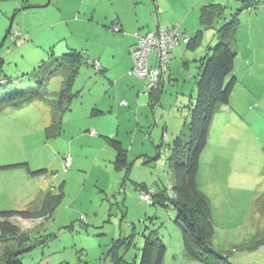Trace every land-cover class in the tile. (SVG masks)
<instances>
[{
  "label": "rangeland",
  "instance_id": "obj_1",
  "mask_svg": "<svg viewBox=\"0 0 264 264\" xmlns=\"http://www.w3.org/2000/svg\"><path fill=\"white\" fill-rule=\"evenodd\" d=\"M55 1L44 6L47 0H0V55L5 59L3 73L11 78L10 84L0 86V211L39 209L46 194L55 199L61 196L47 217L11 219L28 232L30 244L47 241L23 255L24 264H139L145 240L154 232L167 247L163 264H202L184 250L183 235L175 223L176 209L167 202H147L137 186L145 183L153 192L164 191L168 199L173 198L175 172L167 148L188 133L196 81H192L191 97V80L185 84L186 96L177 111L163 113L164 119L170 117L169 132L174 136L167 142L162 132L155 133L154 128L161 129L164 120L156 125L152 116L150 126L142 132L143 142L137 138L132 151L130 144L125 145L130 170L115 169L114 149L91 127L95 117L83 116L94 101L108 94L104 79H91L97 74L93 62L102 50L104 35L95 37L91 27L71 19L73 0L61 8V1ZM221 1L227 7L222 24L235 18L239 23L238 52L236 43L231 46L237 53L233 74L239 84L230 102L216 107L201 157L198 186L210 204L211 247L228 255L233 264H264V205L256 202L264 192V114L258 113L255 105L264 94V0H255L247 6L249 10L238 15L240 0ZM27 6L32 7L15 12ZM81 19L84 17L79 14L77 20ZM212 33V29L207 31L204 50ZM72 48L83 53L72 88V109L64 115L63 132L51 137L46 129L61 115L57 101L70 72L62 68L48 75V71L66 66L58 64L57 57ZM18 90L26 92L27 103L15 106L17 97L4 100ZM130 124L136 126V120L121 114L114 126L120 125L124 136ZM146 134L153 135L146 139ZM22 163L31 171H46L35 176L26 166L6 167ZM3 244L0 239V253Z\"/></svg>",
  "mask_w": 264,
  "mask_h": 264
},
{
  "label": "trees",
  "instance_id": "obj_2",
  "mask_svg": "<svg viewBox=\"0 0 264 264\" xmlns=\"http://www.w3.org/2000/svg\"><path fill=\"white\" fill-rule=\"evenodd\" d=\"M240 1L242 6L237 10V15L244 12L245 9L249 10L248 8L255 0ZM248 5L249 7H247ZM27 7V9H29L32 6ZM226 9L227 7L224 4L218 2H210L203 5L200 9L201 27L192 37H190L187 32L181 30L180 24L177 23L179 24V30L189 37L188 42L181 41L179 45L186 43L191 48L201 45L204 31L210 29L216 30L217 43L214 46H209V53L200 60V71L198 75H196L197 95L191 108V122L188 127V133H186L187 139L186 137L185 139L178 137L174 140L172 147L167 148V152L169 151L170 153L169 159L174 164L175 172V183L172 186L174 190L173 198L168 199L164 191L160 193L153 192L150 188L146 187L147 185L145 183H141L143 185H137L139 188H142L144 193H149L152 196L151 203L157 201L164 205H172L176 209L178 217L175 223L182 232L184 250L190 258L202 264H233L228 255L218 252L211 247L210 239L213 235L214 228L211 220L210 204L207 197L198 186L201 154L208 143V134L216 107L219 104H228L235 88L239 84L238 77L233 74L237 61V53L231 47L232 42L236 38L239 23L236 18L225 24L221 23L225 18ZM21 10L26 9H18L15 12L17 13ZM169 25L175 26L176 24ZM115 27H119L120 30L116 31L114 29ZM109 29L111 32L122 31L118 24L110 25ZM9 33L10 31L8 34ZM57 58L58 64H65L66 66L50 69L48 75H53L62 68L70 73L64 81L65 85L57 101V105L61 110V115L57 121L53 119V124L46 129L47 134L50 133L51 137L61 134L64 130L63 118L65 113L72 109V101L75 95V93H72V88L83 62L81 51L74 48ZM4 64L5 59L0 55V86L10 84L11 82V78L3 73ZM94 65L96 67V61ZM132 68L133 65L129 70L130 75L132 74ZM97 70L101 71L102 68ZM169 71L170 67L162 74L160 81H158L153 88H149L148 84L146 85L150 94L151 109H155L159 104L160 96L164 93L162 78L163 75ZM139 79L144 78L139 77ZM174 82V80L169 81V83L172 84H175ZM39 83L43 82L38 81V84ZM76 93L78 94L79 92ZM15 97L19 100L15 102V106L19 104L23 105L22 103L26 102L28 99L26 98V92L18 90L15 94L6 96L4 100L14 99ZM32 99L34 98L32 97ZM121 103L122 105H127V102L126 104H123V101ZM95 113H99V111L95 110ZM166 131L167 130H164L162 138L168 142L170 136ZM183 132L184 131H182V134ZM105 138L115 151V159L113 161L115 169H126L129 171L130 162L128 149L124 147L121 140L115 137ZM262 148L264 152V141ZM68 159L69 158L65 160V163H67ZM20 166H26L29 173L35 176L46 171V169L31 171L27 163L13 164L6 167L12 168ZM60 197L61 196L58 195L55 199L50 193L46 194L44 199H42L39 209H10L0 211V239L4 243L0 253V264H24L22 260L23 255L32 251L37 246L43 247L47 244L46 240H41L36 244H30L28 242V232H24L23 229L11 219L13 217H21L25 220H35L47 217L54 212V208L56 204H58ZM256 202L257 206L264 205V192L257 198ZM166 253L167 247L158 237L157 232L151 233L145 240L139 264H163Z\"/></svg>",
  "mask_w": 264,
  "mask_h": 264
},
{
  "label": "crops",
  "instance_id": "obj_3",
  "mask_svg": "<svg viewBox=\"0 0 264 264\" xmlns=\"http://www.w3.org/2000/svg\"><path fill=\"white\" fill-rule=\"evenodd\" d=\"M59 1H61L59 4L61 8L64 3H68L71 0H56V4ZM73 2L75 11L71 19L87 27H91L94 33H92V35L95 37H98L100 34L104 35V42L101 45L102 50L96 53L98 57L94 59L96 62L100 63L102 70L98 71L94 65L97 74H92L91 79H104L108 84V94L101 100L94 101L91 104L92 109L86 111L83 115L85 117H95V124H91V127L96 128L99 136L104 138L115 137L121 140L124 147L126 144H130L131 147L129 149L131 151L135 148L137 138H140L141 143L143 142L142 132H145V126H150L152 116L156 125L161 124L164 120V126H162L161 129L159 126L156 130L154 128L153 131H155V133L161 135L162 132L163 135L164 130H167L166 132L170 137L174 136L169 132V128L171 127L170 117L167 116L166 119H164L163 113L171 115L174 111L178 110L179 104L183 103V99L186 96L187 91L184 86L189 79L191 80V89L189 92L190 97L192 96V91L194 90L192 81H196V75H198L200 71V60L209 53V46L217 42L216 32L212 29L213 33L209 37V39L211 38V43H207V50L203 48L204 38L207 31L210 30L204 31L201 45L191 48L188 44L182 43L171 51L170 71L164 74L162 78L164 93L160 96L159 104L155 109H151L150 94L146 87L148 84L147 81L139 78H131L132 76L128 74V71L133 65L131 51L137 42L136 33L146 34L155 30L157 25L179 23L181 30L187 32L190 37H192L201 27V7L210 2L222 3V1L73 0ZM51 3L52 0L50 4ZM79 14H82L84 19L77 20L79 19ZM112 24H118L122 31L111 32L109 26ZM233 43L237 44L236 51L238 52L237 38L232 42V45ZM116 60L120 63V68L114 69V66L117 64ZM156 61V57L152 54L151 64H155ZM94 63L95 61L93 64ZM197 65H199L198 69L196 67ZM252 70H254V68H252ZM170 80H174L175 84L169 83ZM113 83L115 84L113 85ZM118 98H126V100L123 99L118 101ZM122 101H126L127 105H122ZM255 105L258 106L256 107L258 113L262 112L264 114V94L257 99ZM95 110H98L99 113H95ZM121 114H124L129 119L136 120V126L135 124H130V128L126 129L128 131L124 133V136L121 134L120 125L114 126V124H117V119ZM251 114L258 117L255 112ZM102 116H105L104 120L101 119ZM112 118H115L116 121L112 122ZM129 132L133 134L131 137L129 136ZM152 135L153 134H146V139H149V136L151 137ZM262 139L264 140V135ZM202 155L203 152L201 157ZM262 157L264 158L263 148ZM98 158H100V155ZM230 160L231 166L234 167L236 154H233Z\"/></svg>",
  "mask_w": 264,
  "mask_h": 264
},
{
  "label": "built area",
  "instance_id": "obj_4",
  "mask_svg": "<svg viewBox=\"0 0 264 264\" xmlns=\"http://www.w3.org/2000/svg\"><path fill=\"white\" fill-rule=\"evenodd\" d=\"M119 31V27L114 28ZM137 43L131 52L133 59V68L131 73L144 78L148 81V87L153 88L162 74L170 67L169 53L170 50L178 46L181 41L188 42L189 37L179 30V24L175 26H160L158 30L146 34L136 33ZM154 54L157 61L151 64V55ZM97 69H100V63L96 62ZM126 104V101H123ZM70 164V158L66 165ZM141 198L147 202H152V196L149 193L142 192Z\"/></svg>",
  "mask_w": 264,
  "mask_h": 264
},
{
  "label": "water",
  "instance_id": "obj_5",
  "mask_svg": "<svg viewBox=\"0 0 264 264\" xmlns=\"http://www.w3.org/2000/svg\"><path fill=\"white\" fill-rule=\"evenodd\" d=\"M50 2H51V0H47V3L44 5V6H47L48 4H50ZM28 7H24V8H22V9H27ZM14 16L15 15H13L12 16V18H11V21H13V18H14ZM11 24H12V22H11ZM11 28V27H10ZM10 28L8 29V31L10 30ZM7 35V34H6ZM5 38H6V36H5ZM3 41H4V39H3ZM1 47V46H0Z\"/></svg>",
  "mask_w": 264,
  "mask_h": 264
}]
</instances>
